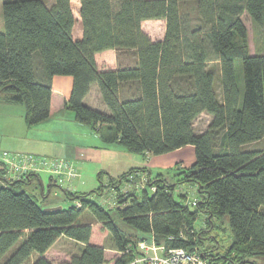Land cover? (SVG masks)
Returning a JSON list of instances; mask_svg holds the SVG:
<instances>
[{"label": "trees", "instance_id": "16d2710c", "mask_svg": "<svg viewBox=\"0 0 264 264\" xmlns=\"http://www.w3.org/2000/svg\"><path fill=\"white\" fill-rule=\"evenodd\" d=\"M78 1L82 36L75 39L71 0H2L0 94L22 104L32 126L49 116L52 77L69 75L66 107L103 141L138 157L192 145L195 161L155 172L133 167L106 184L99 179L87 192L50 179L48 186L62 192L68 206L49 204V193H40L39 202L21 187L26 178L9 179L0 165L7 182L0 186V264H54L45 253L61 236L79 251L58 264H104V248L118 253L113 264H126L141 240L196 251L213 262L254 264L252 256L264 255V150L248 145L264 138V51L248 53L242 15L264 37V0ZM158 19L165 32L154 40L142 22ZM107 49L130 57L132 51L133 64L100 70L95 54ZM92 84L108 112L83 102ZM202 113L210 119L197 132L193 123ZM143 173L142 187L119 191ZM181 185L195 187L194 204L187 191L177 192ZM105 186L114 191L112 206L92 199ZM52 206L60 208L45 210ZM84 211L106 229L109 243L90 242L92 224L80 220ZM200 215L205 227L196 231ZM225 218L230 245L217 253L202 248V232Z\"/></svg>", "mask_w": 264, "mask_h": 264}, {"label": "crops", "instance_id": "0c3cea01", "mask_svg": "<svg viewBox=\"0 0 264 264\" xmlns=\"http://www.w3.org/2000/svg\"><path fill=\"white\" fill-rule=\"evenodd\" d=\"M71 6L76 18L72 34L75 39H79L82 36L79 1L71 0ZM117 52L119 51L114 49L97 52L95 61L98 68L100 70L114 69L119 65H127L128 56H123V52H119L120 55H117ZM71 90V76L54 75L51 79L49 116L32 126H28L25 121L24 106L19 103H13L0 94V152L32 153L69 160L73 164L77 176H74L64 185L71 190L79 192L97 189L100 183L99 179L106 184L108 177H118L133 167L145 166L155 172L172 167L179 161L183 162L180 164L183 168L189 167L194 163L195 157L192 145H186L159 155L146 154L138 157L123 147H119L117 142L103 141L95 127L75 120L74 112L66 107ZM83 102L92 108L108 112L107 107L102 102L96 84L90 86L88 93L83 98ZM41 173L49 175V182L42 179ZM100 173H102L101 177ZM50 179L52 180L49 173L40 172L38 176L32 175L31 179L26 176V182L23 184H35L34 187L39 189V194L49 193V197L53 194L51 198H48L49 204L52 205L55 202H59L56 198L59 193L53 186H48L51 182ZM88 185L92 187L90 190H86ZM182 186L184 185L180 187ZM185 188L195 191L193 186L186 185ZM100 193L99 195H93L92 199L109 206L114 204L112 203L114 201L113 189L105 186ZM87 221L91 222L93 232L94 224L98 223L92 222V219ZM104 233L106 236L107 232L105 231ZM90 242L103 245L101 242L94 241L92 234ZM106 251L116 252V250L104 248L106 261L110 259L106 257ZM113 262L112 259L104 264H113Z\"/></svg>", "mask_w": 264, "mask_h": 264}, {"label": "rangeland", "instance_id": "374dc122", "mask_svg": "<svg viewBox=\"0 0 264 264\" xmlns=\"http://www.w3.org/2000/svg\"><path fill=\"white\" fill-rule=\"evenodd\" d=\"M45 1L48 4H50L53 0H45ZM1 4H2V0H0V28H2ZM242 19H243V21L246 25V28H247L246 44H247L248 53L254 54V53L263 52L264 51V37H263L262 33L260 32L259 28L257 26H255V24L253 23V21L251 20V18L248 16L247 13H243ZM142 28L150 36L151 39H154V40L162 39L164 36V32H165V22L163 20L145 21L142 23ZM117 55H120V53L117 52ZM122 55L128 56L129 60L127 62V65L133 64L134 57H133L132 51H131V57H130V52H126V53L123 52ZM235 65H236V72H237V76H238V84L242 88V71H241L240 61L237 60ZM209 119H210V116L207 113L200 114L194 120V123H193L195 130L197 132L204 130L206 128V126L208 125ZM117 145L119 147H122L120 144H117ZM251 145L255 146L258 149L264 150V138L258 142H254V143L249 144L248 147H251ZM177 163H178V166L181 167L180 164H182L183 162L179 161ZM164 170L165 169H163V170L160 169V171H164ZM143 175L145 176V174L143 173L142 175H140V178L138 180H136L135 182H133L132 184H131V177H129V181L127 180L120 185L119 191H122V192L126 191L127 192V191H129V189L131 191L132 188L135 190L139 189L137 187L143 186L142 185L143 181H144V180L142 181ZM41 177L43 180H46L49 182V179H48L49 175H47L46 173H41ZM51 177H52V175H51ZM6 184H7L6 180L4 178H1L0 179V186H5ZM34 186H35V184L33 185V183L32 184L25 183V185L24 184L21 185V187L24 188L27 192H30L33 194L35 193V195L37 196V200L40 202L41 196L38 193L39 189L35 188ZM187 186H189V185H187ZM185 187H186V185H184L182 187L179 186L177 192L179 191L181 193H184L185 191H187L186 192L187 193V200L192 201L196 197L195 191H193L191 189H187ZM91 188H92L91 185H88L86 190H90ZM111 189H112V187H111ZM45 191L47 192L46 188H45ZM58 193H59L58 197H56V198L59 200L61 205L62 206H68L71 203V201L66 199L64 197V195L62 194V192H58ZM52 195L53 194H51V197H52ZM89 219H92L91 215L88 214L87 211H84L83 214L81 215L80 220L82 222H87V220H89ZM97 223L98 224H94V226H93V232H92L93 240L98 242V243L101 242L103 245H105V244L109 243V237L107 235L106 236L104 235L105 234L104 232L106 231V229H104L102 224L99 222H97ZM203 225H204V220L202 219V215H200L199 218L197 219L196 223H195V228H196L195 230L198 231L199 230L198 227L202 228ZM201 236L203 238V239H201V242H200V246L202 248L207 249V250H211V251L213 249H215L216 253H217V251L222 252L225 249V247L230 245V242H231V231H230L228 219L225 218V219H222L220 221L219 220L214 221L213 226L209 230H204L202 232ZM78 251H79V244L78 243H76L75 241H73V240H71L65 236H61L46 251L45 256L49 260H51L54 264H58L62 261L69 260L73 255L77 254ZM34 256L32 257V259L34 258ZM117 256H118V253H116L114 251H106V257L110 258L106 262H110L112 259L114 260V258H116ZM252 259L254 261V264H264V255H254V256H252ZM28 264H30V263H28Z\"/></svg>", "mask_w": 264, "mask_h": 264}, {"label": "built area", "instance_id": "2783aa9c", "mask_svg": "<svg viewBox=\"0 0 264 264\" xmlns=\"http://www.w3.org/2000/svg\"><path fill=\"white\" fill-rule=\"evenodd\" d=\"M0 165L6 169V177L9 179H24L31 173L47 172L52 175L54 182L64 184L77 176L73 164L61 157L1 151ZM191 203L194 204L195 199ZM76 204L79 205V202ZM137 250L133 259L126 264H229L210 261L198 252L184 248L167 249L163 245L154 244L153 241H138Z\"/></svg>", "mask_w": 264, "mask_h": 264}, {"label": "water", "instance_id": "95a60500", "mask_svg": "<svg viewBox=\"0 0 264 264\" xmlns=\"http://www.w3.org/2000/svg\"><path fill=\"white\" fill-rule=\"evenodd\" d=\"M58 208H60V206H52V207H46L45 210H50V209L54 210Z\"/></svg>", "mask_w": 264, "mask_h": 264}]
</instances>
